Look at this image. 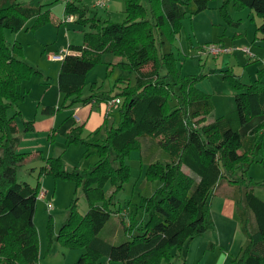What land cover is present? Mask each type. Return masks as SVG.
I'll return each mask as SVG.
<instances>
[{
  "label": "trees",
  "instance_id": "1",
  "mask_svg": "<svg viewBox=\"0 0 264 264\" xmlns=\"http://www.w3.org/2000/svg\"><path fill=\"white\" fill-rule=\"evenodd\" d=\"M209 1L150 0L147 10L141 0H125L126 18L121 22L87 16L80 0L66 1L65 13L76 14L75 21L91 29L84 31L83 42L68 45L75 53H65L61 59L58 86L64 102L120 98L113 109L118 121L105 126L97 143L100 159L93 167L65 169L60 157L51 156L44 158L40 168L41 173L74 180L85 193L87 211L80 213L74 199L57 233L61 243L85 247L71 264H99L102 257L107 258L106 264H172L174 247L180 249L186 240L214 227L210 201L223 179L234 186L232 197L245 236L234 260L236 264H264V199L253 190L264 182L247 174L263 143L264 126L257 124L245 136L240 131L252 117L264 114V78L258 73L246 84L228 69L217 73L235 89V107L207 122L214 104L211 95L198 86L205 75L182 74L173 49L181 20L204 10ZM230 1L235 8L249 7L262 17L258 29L264 40V0H223L220 14L232 23L227 10ZM45 5L42 0H0V264H40L34 216L41 188L39 183L18 180L17 168L31 152L17 149L16 118L21 115L18 101L25 97L20 83L41 73L24 58L21 43L7 44L5 30L16 32L31 18L32 29L49 22L51 12ZM103 52H112L116 57L112 64L124 71L115 83L119 89L115 93L114 89L93 91L83 97L80 91L86 75ZM59 108L46 105L42 111L52 114ZM33 124L26 120L24 129L31 130ZM81 130L82 125L72 126L67 143L77 141ZM144 137L157 139L160 152L153 160L146 157L140 190L142 217L131 215L128 223L122 220L124 238L114 243L100 231L114 214L117 194L132 177L128 158L131 151L140 153Z\"/></svg>",
  "mask_w": 264,
  "mask_h": 264
},
{
  "label": "rangeland",
  "instance_id": "2",
  "mask_svg": "<svg viewBox=\"0 0 264 264\" xmlns=\"http://www.w3.org/2000/svg\"><path fill=\"white\" fill-rule=\"evenodd\" d=\"M42 2L46 4L45 8H50L49 22L32 29L29 26L34 18H31L16 32L5 30L7 44L12 46L16 41L21 43L24 58L41 73L24 79L19 85L25 97L18 101L21 115L16 118L20 135L17 149L19 152L31 153L18 166L17 177L18 180L27 181L32 185L39 183L41 190H44L37 200L34 216L39 239V263L71 264L85 251V247L63 244L59 241L57 233L67 220L74 199L77 204L76 209L80 213L87 211L85 193L82 186L77 185L74 180L41 173L40 168L45 164L44 158L51 156L60 157L65 169L93 167L100 159L97 143H100L104 136L105 126L116 124L118 114L113 110L111 116L105 120L104 101L77 103L80 105L70 104L68 100L64 102V94L58 86L61 60L53 55L65 52L70 43L83 42L84 31L91 28L89 25L76 22V14H65L66 0H42ZM92 2L93 0L79 2V5L86 9L87 16L96 15L101 20L111 19L118 22L126 18L125 0H111L107 7H94ZM141 2L149 10L150 0H141ZM222 3L223 0H210L204 10L193 15L186 14L181 20V27L173 44L182 74L205 75L198 86L211 95L214 104L213 112L207 115V122L228 112L229 102H235L232 94L235 89L229 79H221L217 73L228 69L229 73L246 84L251 83L258 73L264 78V40L258 29L262 17L249 7L237 9L230 1L227 10L233 22L229 23L220 14ZM67 16H73L72 22L65 19ZM212 42L222 43L232 50L217 55L200 52L202 44ZM243 47H249L250 52H244ZM112 57L115 61L116 57L112 52H103L101 60L88 71L85 84L80 91L83 97L93 91L99 93L111 89H114V93L118 91L119 86H115V83L117 77L124 71L113 65V61L110 62ZM175 103L174 99L171 100L172 105ZM46 105L60 108L52 114H46L42 111ZM102 108L104 110L101 115ZM13 111L14 109H11L9 114L11 115ZM26 120L34 121L31 130L24 129ZM256 120H259L256 125L263 123L264 126V114L256 115L248 122ZM74 125H82L80 137L77 141L67 143L66 134ZM263 133L264 131L260 134L263 143L258 149V157L251 162L247 171L248 176L262 183L264 182V163L261 161L264 157ZM157 143V139L144 137L140 153L137 150L131 151L128 163L131 166L132 177L125 184L124 189L117 194L112 206L114 214L100 231V235L110 238L114 243L121 242L124 238L122 220L128 223L131 215L139 219L142 217L140 190L145 182L143 176L147 167L146 157L152 160L156 158V154L160 152ZM111 154H114L113 149ZM141 160L145 164H142ZM111 161L112 164H117L113 158ZM253 190L257 196L264 199V186H255ZM233 191L234 186L229 180L223 179L222 185L210 201L214 227L202 235L186 240L180 249L174 247L171 251L174 255L172 264H236L234 258L239 252L237 247L244 233L241 230L236 201L232 197ZM119 207L122 209L119 210ZM106 260V257H102L99 264H106Z\"/></svg>",
  "mask_w": 264,
  "mask_h": 264
},
{
  "label": "built area",
  "instance_id": "3",
  "mask_svg": "<svg viewBox=\"0 0 264 264\" xmlns=\"http://www.w3.org/2000/svg\"><path fill=\"white\" fill-rule=\"evenodd\" d=\"M111 0H94V6L96 7H107L109 5ZM66 20H73V16H68L66 18ZM201 53H205V52H209L212 53L214 55L223 53V52H229L232 50L231 47L225 46L222 43L219 42H212L210 44H202L201 46ZM242 50L244 52L249 51L250 49L249 47H243ZM253 56V54H252ZM53 57H61V55H53ZM120 102V98H113V99H109L107 100L106 103V116H108L110 114V112L113 110V108Z\"/></svg>",
  "mask_w": 264,
  "mask_h": 264
},
{
  "label": "crops",
  "instance_id": "4",
  "mask_svg": "<svg viewBox=\"0 0 264 264\" xmlns=\"http://www.w3.org/2000/svg\"><path fill=\"white\" fill-rule=\"evenodd\" d=\"M65 1V0H64ZM67 1V0H66ZM83 0H80V3L82 2ZM92 6H94V0H93V2H92ZM95 7V6H94ZM66 14V13H65ZM67 15H69V14H67ZM68 17V16H67ZM75 17V16H74ZM66 19V18H65ZM69 22L71 21V20H68ZM72 22V21H71ZM220 42H222V41H220ZM69 52H73V53H75V51H72V50H69V49H65V52H61V53H56V54H58V55H61V57H59L58 59L59 60H61L62 58H63V56H64V54L65 53H69ZM112 60H114V57H112L111 58V60H110V62L112 61ZM101 91V90H100ZM232 94H233V96H234V94H235V90L234 91H232ZM96 101V100H95ZM94 103H100V101H96V102H94ZM102 104V103H101ZM101 104H99L98 106H99V108H101ZM73 105H80V104H73ZM105 105H106V103H105ZM77 108L79 107V106H76ZM228 107H230V110H232L234 107H235V102L234 103H232V101L231 102H229V105H228ZM101 110V112H100V114L102 115V113H103V108L102 109H100ZM229 110V111H230ZM228 111V112H229ZM225 111H222V113H224ZM225 113H227V112H225ZM105 115H106V106H105ZM217 115H221V114H217ZM111 115H109V116H107V118H109ZM106 118V117H105ZM257 122H259V120H256V121H251V122H247L242 128H241V133H242V135L243 136H245V135H248L249 134V132L252 130V128L253 127H255L256 126V123ZM42 192H44V190H41ZM221 239H223V237H221ZM245 241V236L242 238V240H241V242H240V245L237 247V250H238V248L240 249V247H241V245L243 244V242Z\"/></svg>",
  "mask_w": 264,
  "mask_h": 264
}]
</instances>
